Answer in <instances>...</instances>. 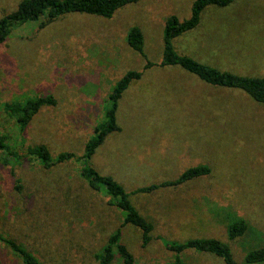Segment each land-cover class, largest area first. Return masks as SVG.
Returning <instances> with one entry per match:
<instances>
[{
  "label": "rangeland",
  "instance_id": "rangeland-1",
  "mask_svg": "<svg viewBox=\"0 0 264 264\" xmlns=\"http://www.w3.org/2000/svg\"><path fill=\"white\" fill-rule=\"evenodd\" d=\"M21 1L0 0V18ZM194 1L140 0L110 19L70 14L48 23L43 17L15 29L0 44V132L19 151L45 146L53 162L45 169L26 161L14 173L0 166V232L22 243L42 264H100L94 255L123 216L88 187L78 162L56 163L57 156L82 155L115 82L145 65L129 48L128 31H142L143 52L157 63L166 19H188ZM173 46L178 54L221 71L263 77L264 0L207 7L199 26L175 38ZM229 91L206 85L179 67L154 66L119 100L116 121L121 130L107 136L89 162L100 175L131 193L176 179L194 165L209 166L212 172L180 191L157 192L146 199L130 194L131 203L154 225L146 247L137 228H121V243L133 264H172L174 254L163 248L161 239L215 238L229 245L239 263L264 246V106L241 91ZM48 95L56 105L42 107L23 131L3 111L5 103ZM160 113L172 115L165 118L172 120L169 148L154 127ZM174 153L179 170L164 176L158 166L165 160L175 164ZM186 156L187 162L182 159ZM238 219L246 222L247 230L231 241L225 226ZM181 258L183 264H224L211 254L190 250ZM0 264L21 262L0 246ZM110 264L122 261L116 256Z\"/></svg>",
  "mask_w": 264,
  "mask_h": 264
},
{
  "label": "trees",
  "instance_id": "trees-1",
  "mask_svg": "<svg viewBox=\"0 0 264 264\" xmlns=\"http://www.w3.org/2000/svg\"><path fill=\"white\" fill-rule=\"evenodd\" d=\"M140 0H22L16 10L0 18V44H2L17 28L26 24L34 23L45 17L51 23L63 16L70 14H85L110 19L118 10ZM234 0H195L190 8L188 19L180 20L175 15L169 16L162 33V57L157 63L147 60L143 52L144 37L138 27H132L127 35L126 42L129 48L145 59V65L141 71H127L115 82L107 97V104L103 112L102 120L93 129V135L84 145L81 156L76 157L73 153L62 152L57 156L56 163L68 161L78 162L79 175L87 183L88 187L103 194L106 206L117 209L123 216L120 227L109 236L105 246L94 255L100 264H110L118 256L122 264H133L134 258L128 248L121 243V228L131 225L141 233L142 247L148 246L152 240L151 233L154 229L153 223L145 219L130 201V194H150L159 189L183 190L185 186L193 181L208 178L211 175L209 166L201 165L185 170L176 180L152 184L126 192L122 185L110 176L100 175L89 162L97 148L101 146L106 137L114 132H119L116 113L118 103L123 93L133 81H138L143 72L154 67H179L187 73L195 76L206 85L217 89L238 90L245 93L251 100L264 106V76L250 77L221 71L216 67L201 63L189 56L176 52L173 40L184 33L194 30L199 26L203 11L209 7L225 8ZM53 96L27 99L23 102H11L3 104L4 113L14 119L21 131L30 123L32 118L42 107L55 106ZM8 137L0 132V166L7 167L14 173L16 167L23 165L26 161L37 162L43 168L49 169L52 158L45 146H27L22 151L16 150L8 145ZM20 189V187H17ZM186 200H189L187 198ZM192 203H194L191 200ZM195 204H198L195 202ZM226 235L229 240H235L244 235L247 224L243 219L234 220L225 226ZM163 248L174 254L172 264H183L181 255L190 250L199 253L211 254L220 258L224 264H259L264 262V246L257 250L248 252L242 262H237L232 254L231 248L215 238H195L184 242L165 241L161 239ZM0 246L8 254H12L21 264H42L41 261L22 243L16 239L0 232Z\"/></svg>",
  "mask_w": 264,
  "mask_h": 264
},
{
  "label": "crops",
  "instance_id": "crops-1",
  "mask_svg": "<svg viewBox=\"0 0 264 264\" xmlns=\"http://www.w3.org/2000/svg\"><path fill=\"white\" fill-rule=\"evenodd\" d=\"M253 101V100H252ZM254 102V101H253ZM254 103H256V102H254ZM257 104V103H256ZM258 105H260V104H258ZM235 112V111H234ZM233 112V113H234ZM161 115H162V119H160V118H158L157 116H156V120L154 121L155 122V124H154V127H156L157 128V130H159L160 131V134H159V136H162L163 137V141H162V145L163 146H165V147H168L169 148V143H168V137H170L171 136V133H172V131L171 130H169V129H167V128H171L172 129V127L170 126V127H168V125H172V120H167V119H165V118H168V119H172V115H169L168 113H160ZM121 130V129H120ZM169 130V132H167ZM176 130V129H175ZM190 132H192V130H189ZM120 132V131H119ZM115 133V132H114ZM112 134V133H111ZM110 135V134H109ZM108 135V136H109ZM204 136L202 135L200 138H203ZM107 138V137H106ZM201 140H203V139H201ZM203 147L205 146L206 148H207V143L206 142H204V141H201V143H200ZM101 146H99L98 148H97V150L96 151H98V149L100 148ZM170 150V149H169ZM201 150V149H200ZM186 153V152H185ZM97 154V152H95V154L93 155L94 157H95V155ZM189 154V153H188ZM208 154H209V151H208V153L206 154L207 156H208ZM194 155H197L198 157L200 156H202L200 153H198V152H194ZM93 156H92V158H93ZM171 156V155H170ZM187 157H189V156H186V158L185 157H182V159L185 161V162H187L188 161V159L189 158H187ZM174 159H176V163L175 164H172V163H169V161H164V162H162L159 166H158V168H159V170L162 172V173H164V174H162V175H164V176H168V175H166V174H169V175H171L172 173H176L178 170H179V168H178V158H177V154L176 153H174ZM202 159V158H201ZM200 160V159H199ZM91 161V160H90ZM194 162H198V160H196V161H194ZM188 164H190V162L188 163ZM202 164H199V165H194V167L196 166H201ZM181 168H186V167H181ZM180 168V169H181ZM190 168H192V167H190ZM189 169V168H188ZM187 170V169H186ZM183 173V172H182ZM181 173V174H182ZM180 174V175H181ZM179 175V176H180ZM178 178V177H177ZM176 178V179H177ZM176 179H173V180H176ZM173 180H166V179H164L162 182H167V181H173ZM162 182H157V183H154V184H159V183H162ZM152 185V184H151ZM148 186H150V185H148ZM145 187H147V186H145ZM134 190H136V189H131L130 190V192H133ZM166 192V193H169V192H171V191H175V190H172V189H159V190H157V191H154L153 193H150V194H155V193H157V192ZM150 194H133V195H135V196H141L142 197V199H146L147 198V195H150ZM141 199V200H142ZM142 201H145V200H142ZM134 207L136 208V210L140 213V211L137 209V207L135 206V204H134ZM141 214V213H140ZM143 216V215H142ZM145 219H147L145 216H143ZM148 220V219H147ZM149 221V220H148ZM151 222V221H150ZM152 223V222H151Z\"/></svg>",
  "mask_w": 264,
  "mask_h": 264
}]
</instances>
